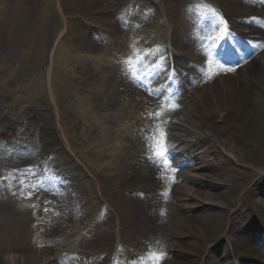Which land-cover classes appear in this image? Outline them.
<instances>
[{"label": "rangeland", "instance_id": "obj_1", "mask_svg": "<svg viewBox=\"0 0 264 264\" xmlns=\"http://www.w3.org/2000/svg\"><path fill=\"white\" fill-rule=\"evenodd\" d=\"M49 1L53 3L52 11L50 13L45 11L49 5ZM91 1L94 2L95 0ZM131 1H137L140 10V14L138 16L139 20H136V23H133V18L127 19L124 17L121 11L123 0H103V3L107 4L109 8L113 10L114 14L111 17L109 16V18H119V26L117 29L118 33L120 32V35L115 41L113 40L114 42L112 41L113 43L110 45L108 53L112 49L118 48L119 45L123 43H125L127 46L140 45L142 51L147 55H141V60L145 63H150L149 67L153 65L151 67V69L153 68L151 71L152 75L158 77L161 81H163V83L166 82L167 89L164 86L162 89L153 93L154 95L150 94L147 97L143 95L142 89H140V91L138 90L139 85L135 84V88L131 96H126L120 93L118 94V90L121 85L125 84L129 79H123L119 72L113 71V67L110 68L111 71L97 70L94 67L92 60L89 59H85L86 63L84 65H80L82 59L75 56L74 59L68 63V65H66V69L61 72V78L64 80V82H66V87L62 88V91L59 92L60 103H62L61 105L63 106L64 110L65 106H68V110H65L63 120L69 125L71 124L69 120L72 118L75 120L78 127L81 125L82 128L79 129L80 131L78 134L80 135L82 133L83 137L88 138V144H86L88 147L97 149L95 148L94 144L91 145L90 138L92 137L97 141L100 129L98 128L97 130V127L92 123V127L90 125L83 124L82 121L77 123V118L72 113L73 111L70 107V102L73 96H81L83 99L80 100L81 104H84L86 101L93 103L99 108H105V110L109 111V116L114 119V122L118 116L121 117L123 110H136L142 105H147L145 106L147 107L146 114L137 113L136 116H141L142 114V116L146 118L151 116L153 112L159 114L156 124V128H158L159 131L158 136H160L158 139V145H156L155 141L153 140L151 141V145H154L155 147L152 151H156V153H163V159L168 161L169 169L172 173L171 178L168 180L173 182V187L178 185L182 187L183 193L180 195L182 197L178 196L175 200V195H173L174 189L172 187L171 191L169 192L168 201L164 202L163 204L166 216L168 217L169 214L172 213V215L176 217L179 212V210L176 208V203L185 204L188 202L197 201L200 203V206L211 205L209 200L200 196L201 194H199L196 190L198 187H195L191 180L195 179L212 184V178H209L208 176L213 175L212 172L204 169L203 164L200 166V162L203 160H208L210 165L213 167L216 166V164L214 165V159L216 156H204L212 155L214 153L213 147L216 143H218L216 146L217 152L215 153L217 158L221 157L222 153L223 157L225 155L231 159V161L235 159L233 157L234 154L232 155L230 153V149L231 152L233 149V143L230 139L222 135L219 136L214 131V129L209 126H203V128H200L199 130V128H196L193 125L190 119L191 115L194 116L197 112H192V107L196 106V103L199 102V100L197 102L196 100L199 95L205 92L204 87L208 84L215 86L220 83V81H217L216 83L214 82L217 78L219 79V77H223L225 79L226 77L230 76L229 71H221L219 66H222L223 68H230V66L219 64L217 61L215 64L216 68L214 67L213 76L211 75L205 77L204 80L200 81L195 79V83L193 85L190 84V86H193V88L185 87L180 83H172V81H169V76L166 70L167 65L165 66L168 50L166 45L167 32L160 31L162 29V21L159 19V8H161L160 4L159 2L156 1V3L153 0ZM161 1L162 9L165 12L167 9L172 11V9L177 5H179V7H185L186 2V0ZM68 2V7H66V9L63 8V13L61 11L62 9L60 10L59 7L56 6V0H0V117H3L0 120V132H6V135L2 134V137H4L5 140L0 139V207L2 205L14 204L20 208L16 209L14 207H10L13 213H15L14 224L17 221H28V223H25L24 230L20 228L18 229L20 232H23V235H26L25 239L27 247L29 245L33 247L31 244V242H33V237L39 235V237L45 241H53V243H49L48 246L45 247H50L53 249L56 246H60L70 251L69 253L74 254V256L68 254L65 259H57L60 264H95L98 261L96 258L100 257L98 255L101 254L99 253L100 250H104L113 255L114 248L112 246L115 243H118L121 248L126 246V250H128V252H131L134 246H137L138 249L144 251V253L149 250L146 247L140 248L142 247V243L145 242L141 237H139L140 234L138 233L141 230L134 232L136 229H138L134 224H137L142 218V216L136 211L135 207L127 201L128 205L132 209L133 216L131 218V223L123 225L120 219V209L118 211L109 201V199L112 198H108V196H101L103 193L107 192V189H109L106 187L107 181H104L103 179L100 181V183L103 185V188L99 192L98 185L92 183L96 180V178L93 176L95 171L89 173L84 167L83 158L75 160L74 153L72 151L68 152L65 146L60 145V142L62 141L59 139L60 135L57 131V127L55 128L54 123V119L56 121L55 116L57 115L54 112V105L50 101L48 92L43 89L44 82L40 84L41 88L39 85V88L41 89L39 94L41 93V95L38 94L36 91L37 87L34 85L28 87L33 77L39 73L40 74L37 77L43 80L45 79L44 76L48 71L50 64L48 40L49 35L51 32H53L55 27L56 18L62 20V27L64 28L66 22H68V17H76V14L84 12V9L76 7L78 0H69ZM141 3L148 4L149 6L147 11L142 9L144 16L141 15ZM154 3H156V5ZM151 7H153L155 10L154 20H158V23L152 25L154 27L145 26L143 22L145 21L146 23H154V21H148L151 16H153ZM138 13H135L134 15L137 16ZM102 23L107 25L108 20L103 17ZM74 24H76V22ZM209 25L211 24L209 23ZM137 32H145L144 37L146 38V41H143L141 38H139L138 42L136 40L130 42L129 37L131 36L133 38ZM76 34L80 40L81 36L78 32H76ZM207 35L209 34H206V32L204 33L202 31L199 39L196 41L201 46L202 50L205 48L204 52L201 50V53L205 59L209 58L211 54H214L212 47H209L208 43L210 42L208 40H210V38H208L209 36ZM206 41L207 44H205ZM91 43L94 45V42ZM155 44H158L161 47V50L157 53V55L154 54L156 48ZM78 45V53H81L79 50L80 44ZM187 45L188 44H184L185 47ZM129 51L131 53L126 52L125 55H132L135 57V53L131 50ZM84 55L86 57V53L83 54V57ZM122 57L123 55L120 54V56H117V59ZM154 61L156 64H154ZM211 66L214 65L212 64L210 67ZM102 68L108 67L105 66ZM120 72L125 74L126 69H120ZM130 75L136 77L138 74L132 70ZM130 75L128 74L126 76L125 74V78L129 77L130 80L134 79ZM82 79H86V82ZM224 82L227 83V81ZM85 84L87 86H85ZM172 85L174 88H171ZM222 85L223 84L221 83L219 84L221 87ZM113 86H118V88L114 90L112 88ZM126 86H128V83H126ZM20 95L24 96L25 103L21 100H17L16 96ZM32 95H36L37 97L35 96L36 98H31ZM28 97L33 101L30 107L27 106L29 101ZM68 99L70 100L69 102ZM172 105L176 106L173 108ZM26 106V114L21 118H17V116L21 115L20 113H17L19 111L24 113L25 111L23 109ZM113 112H115L114 116L112 115ZM185 115L187 117H184ZM24 116L25 119L22 121ZM98 116L99 115H96V117ZM171 117L181 118V120L176 118L179 124L176 123L178 125L174 130V133L176 136H178V139H181V142L182 140H187L188 138V142L186 141L187 145L188 143L193 142L192 138H194L196 141L198 138L202 139L200 146H198L195 152L192 150V148H187L188 150L185 151V147L178 145V141V143H170L169 146L164 148L161 133H163V131L169 126V122H171L170 125H172L173 119H171ZM187 119H189V123L188 121H185ZM176 124H174V126ZM89 126L91 128L88 130ZM187 131L197 134L193 137H190L187 136ZM84 133H88V135L86 136ZM140 133V130H138V136ZM224 135H227V133H224ZM234 135L235 134L232 133L230 136L234 138ZM13 136L14 140L10 138ZM58 142L60 149H57L58 147L54 149L53 147H55L57 145L56 143ZM34 143L38 144L36 149L33 146ZM111 144V146H118L119 143L112 141ZM126 144H129V142H126ZM83 147L85 146H82L81 149ZM168 147L170 149L169 151L167 150ZM200 147L203 148L199 149ZM144 149H142L143 152ZM138 150L139 151H136L133 155L136 157H141L140 148H138ZM61 151H64V155H59V152ZM174 152L180 153L181 157L171 159ZM197 156H200L201 160L197 161ZM240 156L241 155H238V157ZM49 163L61 165L66 174L69 177L74 178L73 180H75L77 183H75V185L78 186V188L84 190V186L88 192L91 188V185L94 187L96 190V192L92 191L94 194H96L93 196L94 198L92 195L90 198L86 192L88 197L85 199L83 198L82 200L83 206L86 203L89 204L88 201H90L89 208L86 205L85 207H81V203L79 201L77 202L73 198V195L69 196L68 194L73 193L72 191L69 193L62 190L64 191L62 192L60 189L62 187L58 182H49L48 180L41 182L43 180L42 177H45V167ZM232 167L235 169L248 168L245 165H240L239 162L233 164ZM250 170L254 171L255 173H261L263 171L259 166H254ZM5 173H9L10 178H8ZM104 175L107 176L106 174ZM7 178L9 181L3 180ZM111 181L112 184H115L117 179H112ZM121 181H123V179L119 177V181L113 186V188L122 190L121 185L118 184ZM216 181L214 182L217 184L222 183L221 181ZM88 186H90L89 189ZM140 186H142L140 188L141 190H146L148 193L152 188V186L147 188L146 180L143 181ZM201 188L204 189L207 188V186H203ZM208 191L213 193V191L210 189H208ZM120 193L121 192H119V194ZM124 194L125 195H122L123 197L128 196L131 198L130 202H135V195L137 193L124 191ZM245 194L246 188L243 189L240 194L241 199L246 200V197H244ZM150 196L152 197L151 193H149V197ZM171 196H173L172 199L170 198ZM119 197L120 196L116 198ZM95 198L96 200H93ZM241 199L234 206H226L221 201H219L218 206L220 209L229 210V215L225 220V222L227 221L228 224L226 227H224L225 229H223L222 237L216 238L207 244L208 250H206L205 255L209 256L210 261H213L214 258L215 260H222L226 258V262L232 264L233 254H236L238 258L240 255H242L241 250H238L236 247V242H241V239H239L236 234L239 236L241 234L240 229H245L248 222L255 218V215H253V212L250 214V217H247L248 215L244 214L245 211H247V207H243L244 203L246 202ZM258 199L261 200L259 197ZM44 205H46L45 207L48 208L47 213H43ZM120 207H123L122 203ZM188 208L190 207L188 206ZM100 211L104 215L102 220L99 219L98 216ZM196 213L197 211L194 212V214ZM86 215H88L86 220H88V217H90V221L92 218H95L96 222L99 221L101 223L99 225L92 223L90 224L91 227L83 225L81 227L85 231L81 233L76 232V236L72 235L69 237V233L72 229L77 230L81 228L79 227V223ZM55 216L57 218L56 223H54ZM29 220L35 224L34 232L31 229ZM39 221L43 222L45 227L43 230L39 231V233H36L38 232V230H36V226H40ZM175 223L173 225H175ZM0 229L3 232V225L0 226ZM144 231L145 230H143V232ZM98 234H103L106 237L108 236V239H106L104 242L100 241L98 240ZM167 234L168 232L164 236H167ZM27 235H31L30 238ZM115 235L116 242L113 244ZM148 235L149 231L147 230L146 237ZM3 238L6 242L4 234ZM242 238L245 239V236L243 235ZM178 242V239H175L174 235H171L170 238L165 237L164 240L160 242L159 246L161 249L159 251H154V254L163 253V259H161V262L165 264L171 254L170 246L173 247L174 243L178 244ZM231 242L234 245H232ZM219 243H222L223 245L217 246ZM6 245L7 244H5L3 241L0 242L1 259L3 258V254L8 252V250H4ZM213 247L220 248L218 250L215 248V252H211ZM244 247L245 244L241 246L242 249ZM229 248L231 251L235 252H231V254L226 257L225 251ZM255 248L259 250L258 247L255 246ZM55 250L56 249L53 251L49 250L47 257L56 255ZM262 252L264 253V250H262ZM54 257L55 256L50 257L53 258L50 262L54 260ZM262 258L263 259L260 261H263L264 263V256ZM4 259L7 258L4 257L2 261ZM122 262L124 264H128V261L122 260ZM140 264H150L148 254L144 256L143 261Z\"/></svg>", "mask_w": 264, "mask_h": 264}, {"label": "bare ground", "instance_id": "obj_2", "mask_svg": "<svg viewBox=\"0 0 264 264\" xmlns=\"http://www.w3.org/2000/svg\"><path fill=\"white\" fill-rule=\"evenodd\" d=\"M68 1L69 0H56V6L59 7V9L61 7L62 9L68 7ZM214 1L215 4L219 6L218 11L220 15H222L223 19L229 25H236L240 21L244 20L243 18L245 14L251 12V9L247 8L250 5L249 0ZM98 2L99 0H95L94 2L91 0H78L76 7L84 9V12H81L80 14H87L90 16L94 14ZM52 6L53 3L49 1V5L45 11L50 13L52 11ZM263 7L264 6H256L254 8L260 10ZM168 13L171 14V12ZM166 15L168 14L166 13ZM154 16L155 15L153 13V16H151V21H154V23H150L153 25L157 21L154 20ZM254 20L260 24V33L263 36L254 38L252 44L255 48V51L259 50L260 53L254 57L255 51H248L246 54H242L240 57H235L234 60H236L233 63L234 66L232 68L233 70L230 71V76L226 77L225 79L220 77L214 81L215 83L220 81V83L223 84L222 87L219 86L220 83L217 85L214 83L215 86L209 84L206 85L204 87L205 92L197 97L196 102L198 100L199 102L196 103V106L192 107L193 111L190 109L192 112L197 111L195 115H191L190 118L196 128H199L200 130V128H203V126L212 127L219 136L222 135L231 140L233 143V149L232 152L230 149V153L232 155L234 154L233 157L235 159L231 161V159L225 155L223 157L222 153V158H217L215 153L217 152L216 146L218 143H216L213 147L214 153L212 155H204L206 157L216 156L214 161V165L216 164V166L213 167L210 165L208 160H203L200 162V166L203 164L204 169L212 172L213 175H208L209 178H212V184L195 179L191 180L193 185L198 187L196 190L199 194H201L200 196L209 200L211 205L200 206V203L197 201L188 202L185 204L176 203V208L179 210L176 217H174L172 213H170L167 217L164 212L163 204L164 202L168 201L169 192L174 185L173 182L168 180L171 178V171L169 170L168 166L165 165V160L163 159H160V170L155 171L156 178L153 179V184H155L156 190L152 197H149V195L142 192L141 194H138V197L135 195V202H130V197L122 196L125 195L124 191H137L139 185L136 182L141 184L143 179L147 180L150 177L149 172H142L140 168L137 167H135L133 170L129 169L131 172L121 171V169H126L129 166V160L131 159V157L129 158V153L131 150H124L122 148L123 143L125 141L130 142L131 145L129 146V149H133V145H135L134 142L136 140H140L138 133L136 132L142 125V122L140 125L137 121V117L135 116L131 118V114H137L139 112L144 114L145 106L147 105L140 106L139 110H135V112H131L128 109L123 110L121 117L119 118L120 125L125 124L126 122L128 125H124L122 130L118 129L117 137H112L111 135H114L112 130L117 125L118 118L114 123V119H112L111 116H107L104 112L101 113V111H105V108H99L93 103L86 101L84 104H81L80 100H83L81 96H73L70 102V107L73 111L72 113L79 120H84V124L91 125L92 123L94 125L93 121L95 118H97L96 115H99V118H103V122L100 123L99 126L100 133L97 141L92 137L90 138L91 145L94 144L95 148L97 149L88 147L86 145L88 144V138L83 137L82 133L80 135L78 134L80 131L79 129L82 128L81 125L78 127L75 120L72 118L69 120L71 123L69 125L63 120L65 110H68V106H65L64 110L63 106L61 105L62 103H60L59 92L62 91V88L66 87V82H64V80L61 78V72L66 69V65H68V63H70L75 56L82 59L80 65H84L86 63V58L83 57L84 53H82L84 45L83 42H79V50L82 54L78 53L77 46L74 47L72 45H68L78 41L76 31L72 27H69L68 22H66L65 28H63L62 20H59L58 18L55 20V27L53 32H51L49 35L48 40L50 64L48 71L44 76L45 81L37 77L40 74L39 73L33 77L28 87L34 85L37 87L36 91L39 94L41 90L40 84L44 82L43 89L48 92L50 101L54 105V112L57 115V117L55 116L56 121L54 118L53 119L55 128L57 127V131L60 135L59 139L62 141L60 142V145H68L76 158H83L84 166L88 172L95 171L93 176L96 178V180L94 178L93 179L95 180L94 184L98 185L99 192L103 188V185L100 183V181H102V179L107 181L106 187L109 189H107V192L105 193L102 192L103 194L101 196H108V198H112L109 199V201L118 211L120 209V219L123 225L131 223V218L133 216L132 209L128 205L127 201L133 205L136 211L142 216L140 219L141 221L139 220L137 224H134L138 228L134 232L141 230L138 233L141 236L143 230L149 231V235L147 236L146 240L149 241L147 243L151 246L150 248H152L149 258L150 264H163L161 260H159V262L154 261L152 255L154 254V251H159L161 249L159 246L160 242H162L165 237L170 238L171 235H174L175 239L177 238L179 242L178 244L174 243L173 247L170 246L171 254L165 264H229L226 262V258L222 260H215L214 258L213 261H210L209 256H206L205 252L208 250V242L221 237L223 229H225L224 227H226L228 224V222H225V220L229 215V210L220 209L218 206L219 201H221L226 206H234L241 199L240 194L245 188L246 194L244 197H246V200L241 199L246 202L243 205L244 208L247 207V211H245L244 214L248 215L247 217H250V214L257 210L259 212V221L264 223V200L257 199L258 195L264 194V173H255L254 171L250 170L254 166H259L262 170H264V22H262L256 15H254ZM92 62L97 70H110V68H102L103 66H100V64L96 65L94 61ZM242 62H245V65L242 68L238 67L237 65ZM82 80L86 82V79ZM182 81L185 83V77L182 78ZM224 81H227V83ZM85 86L87 85L85 84ZM188 88L192 87L188 86ZM150 93L153 94L155 92ZM39 95H41V93ZM35 96L36 95H32L31 98H36L37 96ZM16 98L18 101L21 100L25 103L23 95L16 96ZM69 101L70 100L68 99V102ZM32 102L33 101L29 98L27 106L30 107ZM19 113L21 112H18L17 114ZM23 115L24 114L21 113V115L17 116V118H21ZM187 116L189 117V115ZM24 119L25 116L23 117L22 121H24ZM78 119L77 123H79ZM185 121H188L189 123V119ZM150 122L148 121L149 126L153 129V120L151 119ZM89 129L90 126L88 130ZM108 133H110V138ZM224 133H227V135H224ZM232 133L235 134L234 138L230 136ZM187 134H189V136H193L188 131ZM84 135L87 136L88 133H84ZM112 141L119 142V145L111 146ZM192 141L193 142L188 143L187 145L186 142L182 141L180 145L186 147L185 151L192 148V150L195 152L198 146H200L202 139L198 138L197 141ZM56 144L57 145L53 147L54 149L60 147L59 142ZM82 146L85 147L81 149ZM202 148L203 147H200L199 149ZM67 151L69 150L67 149ZM175 155L177 158L181 157L180 153H173V156ZM238 155L241 156L238 157ZM198 160H201L200 156H197V161ZM236 162H239L240 165H245L248 168L235 169L232 167V165ZM147 174H149V177ZM119 177L123 179V181L118 183L121 185L122 190L113 188V186L119 181ZM112 179H117L115 184H112ZM216 180L221 181L222 183L217 184ZM200 186H207V188L203 189ZM89 188L90 186H88V189ZM79 189L82 190L81 188ZM83 189L84 190L82 193L75 192V194L79 197H84L87 193L89 195V191L87 192L84 186ZM173 189V195H175L174 199L176 200L177 197L183 193L182 187L178 185L173 187ZM208 189L212 190L213 193L209 192ZM94 191L96 192L95 189ZM119 192L121 193L119 194ZM118 196L120 197L116 198ZM172 197L173 196L170 198L172 199ZM93 200H96V198ZM88 202L89 204L86 206L89 208L90 201ZM121 203L123 204V207H120ZM188 206L190 208H188ZM10 207L15 208V205L9 204L2 205L0 207V226L3 225V232L0 229V242L3 241L5 244H7L4 250H8L9 252L3 254L2 257L4 258V255H6L7 259L2 261L3 258H0V264H56L54 260L50 262L53 259L50 257L55 255L49 257L47 256L49 250L53 251L56 249V256L54 257L56 258L60 254L59 247H55L53 249L50 247H45L48 246L49 243L53 242L45 241L44 239H41L39 235L33 237V242H31L33 247L30 245L27 247L25 239L26 235H23V232H20L18 229L20 228L24 230L25 223H28V221H17L14 224L15 213H13ZM195 211H197L196 214H194ZM87 216L88 215H86L83 220L80 221L79 227L83 225L91 227L90 224L92 223H95V225H99L101 223L99 221L96 222L95 218H92L90 221V217H88L89 219L86 220ZM29 223L31 224V229L34 232L35 224L31 220H29ZM174 223L175 225H173ZM36 230H38V226H36ZM241 230L242 229H240V231ZM83 231L85 230L82 227L77 230L72 229L69 233V237L72 235L76 236V232L81 233ZM167 232V236H164ZM3 234L5 235L6 242L3 238ZM27 236L30 238L31 235ZM98 236V240L103 242L108 239V236L106 237L103 234H98ZM244 236L245 240L236 242V247L238 250H241L242 254L240 255L241 258L238 260V264H250L248 263L250 260L258 258L261 252L255 248L254 244H264V240H261L256 236L255 227L252 222L245 230ZM243 244H245V247L242 249L241 246ZM103 251L104 250H100L99 253H102ZM211 252H215V247L211 249Z\"/></svg>", "mask_w": 264, "mask_h": 264}, {"label": "snow or ice", "instance_id": "obj_3", "mask_svg": "<svg viewBox=\"0 0 264 264\" xmlns=\"http://www.w3.org/2000/svg\"><path fill=\"white\" fill-rule=\"evenodd\" d=\"M219 68H220L221 71H232L233 70L232 68H223L222 66H219ZM175 106L176 105H172L173 108ZM157 115H159V114H157ZM161 136L163 137L164 133H161ZM157 155H163V153L158 152ZM164 163H165V165H167L168 161L165 160ZM152 258H153L154 261L158 262L159 260L163 259V253L153 254Z\"/></svg>", "mask_w": 264, "mask_h": 264}]
</instances>
